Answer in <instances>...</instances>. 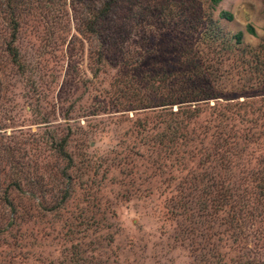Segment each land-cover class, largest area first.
Returning a JSON list of instances; mask_svg holds the SVG:
<instances>
[{
  "label": "rangeland",
  "instance_id": "1",
  "mask_svg": "<svg viewBox=\"0 0 264 264\" xmlns=\"http://www.w3.org/2000/svg\"><path fill=\"white\" fill-rule=\"evenodd\" d=\"M12 1L24 68L8 53L0 0V264L264 262V205L249 196L243 213L237 200L232 217L222 201L226 187L255 191L264 158V0H112L111 38L79 32L96 0ZM181 5L193 24L210 13L225 37L243 38L230 40L235 49L210 73L219 97L196 104L188 132L174 134L165 126L187 110L174 113L157 80L173 93L174 75L191 68L182 61L190 29L178 25ZM221 10L232 19H219ZM225 45L200 40L191 50L209 71ZM234 130L232 155L223 138ZM61 138L70 163L55 149ZM218 149L231 169L212 154Z\"/></svg>",
  "mask_w": 264,
  "mask_h": 264
},
{
  "label": "trees",
  "instance_id": "2",
  "mask_svg": "<svg viewBox=\"0 0 264 264\" xmlns=\"http://www.w3.org/2000/svg\"><path fill=\"white\" fill-rule=\"evenodd\" d=\"M2 1L5 5L4 11L7 14V16L6 15L5 16L8 17L9 23L11 24V28H12L11 39L6 47H7L9 55L11 56L12 63L16 64L19 69L23 70L24 67H23V64L20 62L18 51L13 44L15 41V37H16V30L19 24V14L17 15L15 14V7L17 6L13 3L12 0H2ZM210 2H211L210 6L213 7L217 3H219L220 0H210ZM181 7L182 5L179 6L180 10L178 11V15H177L178 25L182 27H186L187 29H190V32H189L190 34L187 35L186 38L185 37L182 38V45L187 46V48H189L187 49V52H186L187 54L182 53L184 54V58L182 59V61L183 63L189 62V64L191 65L190 66L191 68L186 72H181L182 74L184 73L181 79H179L181 75H176V74L174 75L176 79L172 80V82L174 84H177V87H176L177 89L175 88L174 89L175 92L173 93L172 92L170 93L172 86L170 87L169 84H166L165 83L166 80H162V79L157 80L158 82L163 83L164 88L167 89L168 92H166L165 94L166 97L168 99L169 97H171V100H167V101H170V103L167 102V104L176 105V109L174 110V113H179L180 111H183V109L187 110L188 115H183V117L180 118L179 121H175L177 125L176 124L171 125L168 122L167 125L165 126L166 131H170L173 129L172 132L174 134L188 132L185 121H188V119L192 117V114L196 108V104H198L202 100H206L210 98L216 99L217 97H219L216 95L217 93L212 92L216 90L214 86V81L210 73H214L215 70L217 71V69H219L217 65L225 60L224 55H228L230 51H233L235 49L230 44V40H233L235 45H239L242 43V38H243L242 31H238L234 33L231 37H225L221 31L220 26L218 25V21L213 20L211 18L210 13L203 12V14L199 15L200 17L196 19L197 23L193 24V22L195 21V18L194 17H184L185 14L181 13V12H184ZM115 8H117V4L116 6H112V0H96L93 13L89 11V13L86 14L84 18L85 20L81 21V28H79V32L81 34H90V35L95 33V34L100 35L101 37L108 35L111 38L114 34L113 26L115 23V20H114V17H115L114 9ZM138 8L140 7H137L136 9ZM232 17H233L232 14L227 10H221L219 13V19L231 20ZM138 18L139 19L130 17L128 21L134 19L135 21L139 22V26H140L142 18L141 19L140 17ZM198 24L200 25V27L197 26ZM196 32H197L196 36L192 39L193 35ZM247 32H249L250 34H255V31L251 25L247 26ZM219 39H222L223 42L226 43V45L224 47L222 46L221 48H218L216 52L218 53L219 57L217 58V61H215V63L208 62L209 71H207V68L202 64L205 58L196 56L195 53L197 52L198 49L195 48V51L193 52V50H191V44H194V46L196 47V45L198 44V41L200 40H203L206 43H210V44L219 43ZM118 52L119 53L117 54H120L123 51L121 50V48H119ZM253 56L256 60H258L259 54H253ZM101 57L104 58L103 55H101ZM102 58H99V60ZM125 64L126 66L130 65L131 70L133 69L140 70L141 68V61L130 59L128 61H125ZM202 73H204L205 77L201 76ZM206 74L210 75L209 79L207 78ZM205 81H206V84L203 85L202 83L203 82L205 83ZM127 89H128V86H127ZM172 95L174 96L173 98H172ZM139 99L141 100V102H144V104L142 105H145L146 103H148L146 102V98H144L143 96H140ZM191 106H194L192 110H190ZM180 131H183V132H180ZM238 137L239 135L237 134L235 130L233 131L232 134H228L227 137H224L223 138L224 147H225L224 150L229 152L232 155H235L234 153H232V149L235 148V146H232V143H234V141H236ZM54 146H55V149L57 150L58 155L62 157L63 159H66L68 163H70V160H69L70 155L66 151L67 140L61 138L56 144H54ZM212 154L216 157L219 163L221 164L223 163L226 165L227 169H231L230 165L232 164V160H233L231 157L228 156L225 159V156L222 157V155H219V149H218V152H213ZM236 157H238V155H236ZM237 159L238 158H236V160ZM258 164L260 165V167H258L257 168L258 170L256 169L254 173L256 176L255 177L256 182L254 183L255 191L250 192L245 187V188H242V190H240V194H236L230 187L229 188L226 187L224 189L223 194H222V201L228 208L229 210L228 213L230 212L232 214L233 202L237 200H239V203H240L239 212H242V211L243 213L247 212L248 210L247 208L249 206V201H250L249 196L252 197V195L254 196L253 198L254 202H257L260 205H264V158L259 159ZM248 178L253 181V173L250 174ZM18 179L20 180L21 178H18ZM245 179H246L245 177L241 178L242 181H245ZM19 186H20V182L17 181V183L14 184V188L19 190L20 189ZM23 194L27 195L25 191H23ZM65 201H66V195L64 194L58 200L57 207H60V205L64 203ZM253 207L254 206H252V208ZM262 207L264 209V206ZM231 216L233 217V214ZM246 264H264V262H255V263L248 262Z\"/></svg>",
  "mask_w": 264,
  "mask_h": 264
}]
</instances>
